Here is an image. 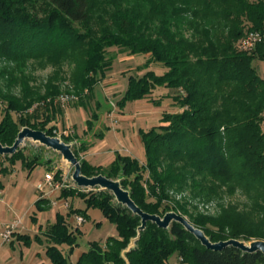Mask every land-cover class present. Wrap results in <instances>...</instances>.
Listing matches in <instances>:
<instances>
[{"label": "trees", "instance_id": "obj_1", "mask_svg": "<svg viewBox=\"0 0 264 264\" xmlns=\"http://www.w3.org/2000/svg\"><path fill=\"white\" fill-rule=\"evenodd\" d=\"M252 31L264 34V0H0V142L13 145L25 126L55 135L56 126L48 124L61 110L45 100L60 92L55 81L63 80L64 61L75 63L74 85L89 88L92 95L116 58L109 48L148 55L144 68L162 63L167 71L130 76L119 106L164 88L168 92L162 97L173 99L177 109L164 112L159 125L141 130L144 160L119 153L104 166L83 159L82 173L120 180L145 212L163 217L175 211L212 242L264 240V77L255 65L264 59V37L253 50L241 47ZM28 61L57 67L44 92L26 75H16ZM41 101L48 106L41 103L30 111ZM2 158L22 160L30 169L37 165L20 147L0 154V190L1 175L8 170ZM237 194L245 201L224 202ZM75 195L118 229L105 244L91 242L76 264H169L174 254L181 264H264L262 251L207 248L178 221L168 228L147 221L139 230L141 216L110 190L61 193L63 198ZM214 200L217 214L199 210V202ZM47 202L40 198L36 205L42 209ZM86 211L72 208L68 215L85 217ZM16 235L31 241L30 235ZM45 235L51 264H72L60 247L66 244L72 251L78 245L66 216L58 213Z\"/></svg>", "mask_w": 264, "mask_h": 264}, {"label": "rangeland", "instance_id": "obj_2", "mask_svg": "<svg viewBox=\"0 0 264 264\" xmlns=\"http://www.w3.org/2000/svg\"><path fill=\"white\" fill-rule=\"evenodd\" d=\"M109 51L115 54L116 58L112 68L107 70L104 77L96 84L92 95L89 88L78 89L74 85L71 78L75 63L64 61L63 71L61 69L59 71V76L63 80L55 81L60 92L45 100L52 99V101L37 102L30 110L33 111L41 103L43 108L48 106L45 103L58 105L61 111L52 118L48 126H56L54 136L71 145L80 163L83 159H87L93 165L107 166L119 153L144 160L146 155L140 135L141 130L159 125L164 112L176 110L174 105H171L170 98L162 97L168 92L164 88L154 91L150 99L130 100L121 108L118 102L124 96L130 76L139 78L149 70L163 74L167 68L162 63H153L144 68L148 55H131L119 51L117 47L109 48ZM255 65L264 77V59L255 60ZM21 70L22 72L16 71V75H26L29 77L30 85L41 89L42 92L46 89L48 78L58 72L55 65L38 61H28ZM52 81L54 82V77ZM14 91L18 93L19 89L15 87ZM174 92L176 93L172 91V94ZM61 94H70L75 98L66 103L56 102L55 99ZM161 97L163 99L160 100ZM82 99H85V104L79 102ZM2 107L0 104V108ZM94 112L97 113L96 118L93 116ZM40 119L44 120L45 115H41ZM89 121H92L91 126ZM68 136L70 140L66 139ZM19 147L29 160L36 158L37 165L30 169L22 160L11 163L6 158H2V163L8 167V170L1 175L3 188L0 190V264H51L47 253L48 239L45 231L50 224L57 221L58 213L65 215L71 230L78 233V245L72 251L70 246L60 245L72 264L77 263L80 255L88 249L91 242L105 244L109 237L118 236L117 226L109 221L100 209L87 208L85 200L78 195L61 197L63 189L77 188L79 192L89 193L97 192L102 189L101 187H79L73 179L75 169L73 164L59 151L39 141L26 138ZM47 173L54 174L55 183L58 182L60 187L50 191V186L44 184L45 191L49 192L44 194L37 186L40 182H44ZM42 197L48 201V204L40 209L36 202ZM52 200H56L57 203L52 204ZM65 201L69 206L62 208L65 207ZM229 201L241 203L245 199L237 194L226 196L224 202ZM217 202L215 200L199 202V210L215 215L220 211ZM72 208L87 209L86 220L80 227L76 222L77 213L68 215ZM14 224L16 226L11 240L4 242L2 232ZM16 232L30 235L31 241L26 243L19 239ZM181 260L177 254H174L169 264H181Z\"/></svg>", "mask_w": 264, "mask_h": 264}, {"label": "water", "instance_id": "obj_3", "mask_svg": "<svg viewBox=\"0 0 264 264\" xmlns=\"http://www.w3.org/2000/svg\"><path fill=\"white\" fill-rule=\"evenodd\" d=\"M26 138H31L34 141H39L40 143L59 151L65 159L71 162L75 167L73 179L79 187L99 186L102 189L110 190L115 195L118 202L126 205L133 213L141 216L142 223L139 227V230L146 227L147 221H153L160 227L164 228H168L171 225L172 221H178L182 223L188 231L192 232L207 248L213 250H222L224 247L232 245L243 251H262L264 253V240L262 239L253 240L251 242H246L238 239L212 242L202 229L194 226L186 217L175 211L167 212L163 217L157 214H150L148 212H145L131 198L130 192L122 187L120 180L109 178L103 174L95 175L92 177L84 175L82 173L80 160L74 154L71 145L62 141L57 136L48 135L43 130L33 129L28 126L23 127L18 133V136L13 145H3L0 142V154L5 155L15 153L18 147L24 142ZM138 238L139 236L133 239L134 241H136V239ZM133 239L131 240L127 250L133 247Z\"/></svg>", "mask_w": 264, "mask_h": 264}, {"label": "built area", "instance_id": "obj_4", "mask_svg": "<svg viewBox=\"0 0 264 264\" xmlns=\"http://www.w3.org/2000/svg\"><path fill=\"white\" fill-rule=\"evenodd\" d=\"M263 35L264 34L261 31L250 32L242 40L241 47L245 50H253L255 48V46L257 45V43L263 39V37H264ZM74 98H75V96H73V95L71 96L70 94H61L55 99V101L66 103V102H69L70 100H73ZM48 101H52V99H49ZM44 184H48L50 186V191H54L60 187V184L58 182L55 183V176H54V174H51V173H47L45 175L44 182L43 181L40 182L37 186L40 190H43L44 194H48L49 192L47 193L45 191ZM56 203H57L56 200H52V204L55 205ZM64 205H65V207L69 206L66 201H65ZM85 220L86 219L83 215H79V214L76 215V222L78 224H82L83 222H85ZM15 226H16V224L10 225L6 228V230L4 232H2L1 236H2L4 242L11 240V237L14 233L13 229L15 228Z\"/></svg>", "mask_w": 264, "mask_h": 264}, {"label": "crops", "instance_id": "obj_5", "mask_svg": "<svg viewBox=\"0 0 264 264\" xmlns=\"http://www.w3.org/2000/svg\"><path fill=\"white\" fill-rule=\"evenodd\" d=\"M170 99H171V98H170ZM175 104H176L175 101H174L173 99H171V105H174L175 109H177L176 106H175ZM43 197H44V196H43ZM43 197H42V198H43ZM67 200H68V199H67ZM62 208H66V207H62ZM76 215H77V214H76ZM15 223H17V221H15ZM78 225H79V226H78ZM80 225H81V224H78V223H77V226H78V227H80ZM31 229H32V225H31ZM16 234H22V233L16 232ZM46 241H47V240H46ZM46 244H47V245L49 244L48 241L46 242Z\"/></svg>", "mask_w": 264, "mask_h": 264}]
</instances>
